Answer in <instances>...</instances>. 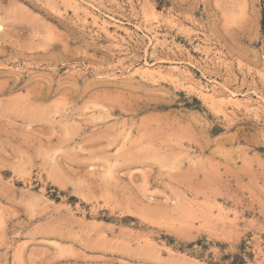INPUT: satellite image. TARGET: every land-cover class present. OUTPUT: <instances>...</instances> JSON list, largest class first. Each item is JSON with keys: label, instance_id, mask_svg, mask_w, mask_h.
Here are the masks:
<instances>
[{"label": "rangeland", "instance_id": "obj_1", "mask_svg": "<svg viewBox=\"0 0 264 264\" xmlns=\"http://www.w3.org/2000/svg\"><path fill=\"white\" fill-rule=\"evenodd\" d=\"M263 20L0 0V264H264Z\"/></svg>", "mask_w": 264, "mask_h": 264}, {"label": "bare ground", "instance_id": "obj_2", "mask_svg": "<svg viewBox=\"0 0 264 264\" xmlns=\"http://www.w3.org/2000/svg\"><path fill=\"white\" fill-rule=\"evenodd\" d=\"M91 8V7H90ZM142 8H143V12L147 15V16H149V15H153V10L150 8V6H148V4H143V6H142ZM87 9V8H86ZM88 15L90 16V18L92 17H94L92 14H91V12H87V11H84L83 13H82V17H83V21H87V19H88ZM102 23H103V25H104V23H105V21L104 20H102ZM111 40V39H110ZM150 65H148L147 66V64H146V62H145V64H144V66H142V71H144V72H152V68H150L149 67ZM175 77V76H174ZM200 89V88H199ZM232 96H234V93L232 92ZM232 96L230 95L229 96V98H231L232 99ZM209 97L211 98V100H217V99H221L222 98V96H221V94L220 93H218V92H216L215 91V89H213V92H211L210 94H209ZM224 97V96H223ZM224 99V98H223Z\"/></svg>", "mask_w": 264, "mask_h": 264}, {"label": "trees", "instance_id": "obj_3", "mask_svg": "<svg viewBox=\"0 0 264 264\" xmlns=\"http://www.w3.org/2000/svg\"><path fill=\"white\" fill-rule=\"evenodd\" d=\"M263 22H264V20H263Z\"/></svg>", "mask_w": 264, "mask_h": 264}]
</instances>
